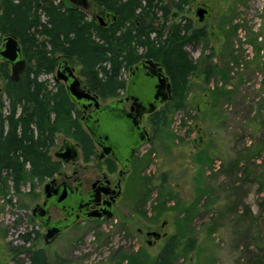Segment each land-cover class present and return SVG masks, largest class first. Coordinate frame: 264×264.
<instances>
[{
	"label": "rangeland",
	"instance_id": "rangeland-1",
	"mask_svg": "<svg viewBox=\"0 0 264 264\" xmlns=\"http://www.w3.org/2000/svg\"><path fill=\"white\" fill-rule=\"evenodd\" d=\"M166 2L169 23L190 19L194 27L209 31L206 41L186 49L201 68L217 63L227 79L213 76L205 83L204 74L193 76L186 107L171 113L162 133L149 123V115L143 117L150 139L127 174L113 218L82 219L47 244L45 228L32 210L43 202L48 180H34V187L27 181L20 193L10 187L6 196L0 194V264H31L27 253H17L23 246L43 248L49 264H154L174 234L180 242L174 264H264V0ZM89 3V18L111 22L112 15L99 2ZM199 7L210 11L203 22ZM72 65L78 74L80 66ZM54 77L43 78L52 86ZM3 86L0 71V105L6 106ZM78 114L81 118V111ZM64 139L75 141L58 134L52 153ZM87 167L81 162L77 168L88 180L106 171L96 157ZM74 169L63 166L59 180ZM141 176L151 178L153 185ZM112 177L116 180L117 175ZM164 177L167 188L159 190ZM145 187L151 190L147 198ZM155 206L162 208L156 221L136 212L141 207L152 217ZM52 214L59 216L57 211ZM138 228L166 236L148 244ZM24 233L35 240L24 243Z\"/></svg>",
	"mask_w": 264,
	"mask_h": 264
},
{
	"label": "trees",
	"instance_id": "trees-1",
	"mask_svg": "<svg viewBox=\"0 0 264 264\" xmlns=\"http://www.w3.org/2000/svg\"><path fill=\"white\" fill-rule=\"evenodd\" d=\"M95 1L110 12V23L89 18L88 13L67 0H0V46L4 37L15 36L27 61L17 81L11 77L9 64L0 65L2 91L8 102L0 105L1 196H6L10 187L20 193L27 181L32 180L34 187V180L44 182L62 170V162L52 153L58 134L64 133L81 144L85 160L96 151L78 114L80 109L65 85L55 80L51 86L49 78H43L54 76L61 60L71 66L78 64L85 86L103 100L125 92L127 73L133 66L147 59L163 66L171 82L172 98L149 116L157 133L169 126L173 111L186 107L193 76L204 74L205 83L213 76L227 79L217 63L201 68L186 49L206 41L209 31L194 27L190 19L169 23L171 11L166 0ZM147 156L151 162V153ZM142 178L153 185L151 178ZM166 183L164 177L159 190H166ZM145 189L147 198L151 190ZM154 211V216L148 217L141 207L136 210L156 221L162 208L155 206ZM22 239L29 244L35 240L31 233L22 234ZM179 243L178 236L172 235L154 264H174ZM16 250L27 253L31 264H49L43 248L23 246Z\"/></svg>",
	"mask_w": 264,
	"mask_h": 264
},
{
	"label": "water",
	"instance_id": "water-1",
	"mask_svg": "<svg viewBox=\"0 0 264 264\" xmlns=\"http://www.w3.org/2000/svg\"><path fill=\"white\" fill-rule=\"evenodd\" d=\"M77 6H86L88 0H69ZM197 15L200 21L209 18V9L199 7ZM0 60L11 64V77L17 81L26 69L27 61L23 49L15 36L4 37L0 46ZM55 79L65 84L67 92L74 103L90 111L84 118V123L94 140L103 147L105 153L116 158L128 168L136 150L147 142L146 131L139 125L138 116L145 112H153L159 105L171 99V82L163 66L152 59H147L132 67L129 77L128 97L134 100L132 107L136 113H128L120 101L103 104L99 96L92 93L77 74L76 68L67 60H61L57 66ZM55 156L67 164L80 157L79 149L70 140L65 139L62 146L56 150ZM77 192V193H74ZM44 202L34 208L33 213L44 225L45 242H52L60 233L74 225L81 216L85 218L101 217L109 208L90 211L88 206L100 194L99 190L92 194L79 195L67 183H61L57 188L47 182L43 188ZM56 205L62 209L67 218L52 219L50 209ZM79 210L81 214H79ZM161 238L158 231H149L147 237Z\"/></svg>",
	"mask_w": 264,
	"mask_h": 264
},
{
	"label": "flooded vegetation",
	"instance_id": "flooded-vegetation-1",
	"mask_svg": "<svg viewBox=\"0 0 264 264\" xmlns=\"http://www.w3.org/2000/svg\"><path fill=\"white\" fill-rule=\"evenodd\" d=\"M73 4V3H72ZM75 5V4H73ZM77 6V5H75ZM80 7L84 12L86 13H90L91 12V5L89 3V0H88V3L86 6H78ZM209 17H210V11H209ZM208 19V18H207ZM206 19V20H207ZM99 20L105 24L104 21L101 20V18L99 17ZM205 21V20H204ZM203 22V21H201ZM1 62H4V63H7L11 66L10 63L8 62H5V61H1ZM134 67V66H133ZM132 69V68H131ZM131 69L129 70L128 72V82H127V87H126V90L125 92L122 94V95H126L124 98H119V99H116V100H110V101H106L104 102L100 97V101L103 103V104H107V103H110V102H113V101H120L122 102V104L124 105L125 107V110L128 112V113H136L135 110H132V107H135L136 109V106L134 104V100L132 98H129L128 97V87H129V77H130V72H131ZM56 80V79H55ZM57 81V80H56ZM57 82H62V81H57ZM63 83V82H62ZM64 84V83H63ZM84 84V82H83ZM65 85V84H64ZM85 85V84H84ZM118 98V97H117ZM171 98H172V94H171ZM169 101V100H168ZM166 101V102H168ZM165 102V103H166ZM165 103H162L161 105L158 106V108L156 110H154L153 112H145V113H142L141 115L138 116V121H139V125L140 127L143 128L144 131H146V137H147V142L149 141L150 139V133H149V130L143 125V117L145 115H151L152 113L156 112L157 110H159ZM77 105V104H76ZM78 106V105H77ZM79 107V106H78ZM81 113H82V116H81V119H82V122H83V126L84 128L86 129V131L89 133V135L91 136V138L93 139L95 145H96V151L95 153L90 156V159L89 160H85L84 156H83V152H82V147H81V144H79L78 142L76 141H71L77 146V148L79 149V153H80V157L79 159H77L76 161H73L71 160L69 163L65 164L63 163L61 160H59L56 156H55V151H53V156L58 159L59 161L62 162L63 166H67V165H72L74 169V173L71 174V176L67 177L65 176V179H62V180H59L58 177L61 176V172H58L56 173L53 177L51 178H48L47 182H51L52 183V186L54 188H57L61 183H67L69 185V187L74 190V191H78L79 195L83 196V195H86V194H92L93 191L95 190H99L100 191V194L98 197H94V199H96L94 202H92L89 206H88V209L90 211H93V210H102V209H105V208H109V210L111 211L112 213V216L109 218L108 215H107V212H104L105 214H103V216L101 217H94V218H85L83 216H81L79 218V220L77 222H79L80 220L84 219V220H92V219H103V218H106V219H111L114 217V214H115V205L117 204L118 200L120 199L122 193H123V188H124V185H125V179L127 177V174L130 173L131 171V167L133 164H135V161L137 159V154L139 152V149L142 147H139L134 156H133V159L130 163V165L128 166V168H124V166L120 163V161H118L116 158L114 157H111L110 155H108L107 153H105L104 149L102 146H100L95 140L94 138L92 137L91 133L88 131V129L86 128L85 126V123H84V118L89 114L90 111H86L85 109L79 107ZM65 140V139H64ZM146 142V143H147ZM63 144V143H62ZM62 144L60 145V147L62 146ZM59 147V148H60ZM58 148V149H59ZM57 149V150H58ZM98 158L99 160H101V162L104 163V166L106 167V171H104L102 173V175H95L92 179L88 180V179H84V175L81 174V171L77 168V167H80V163L81 162H84L85 165H86V168H88L87 166L90 164V162L92 161V158ZM112 175H117L116 177V180L113 179ZM131 175V173H130ZM129 175V176H130ZM69 179V180H68ZM46 182V183H47ZM45 183V184H46ZM44 184V185H45ZM90 185V187H89ZM44 188V186H43ZM42 193H43V189H42ZM74 193H77V192H74ZM43 202H44V193H43ZM42 203H38L36 204L37 205H41L43 204ZM36 206L34 208H36ZM33 208V210H34ZM33 210H32V215L34 218H36L37 221H39L37 219V217L34 215L33 213ZM53 211H57L59 213V216H56V217H53ZM79 214H81V211L79 210ZM50 215L52 217V219H61V218H67L68 215H65L63 214L62 212V209L58 208L56 205H52L51 206V209H50ZM40 222V221H39ZM76 222V223H77ZM75 223V224H76ZM40 224L44 227V225L40 222ZM74 224V225H75ZM73 226V225H72ZM163 226H165V223L163 224ZM45 228V227H44ZM46 231V229H45ZM151 231H155V230H151ZM138 232L139 234L143 235L144 232H145V235H146V239H147V243L148 244H153V240H157L155 239V236H152L151 238H148L147 237V233L149 232V229H147L146 231L142 228H138ZM44 233H42V237L44 239ZM161 233V232H160ZM61 234V233H60ZM162 234V233H161ZM163 236H166L164 234H162L161 238ZM159 238V239H161ZM55 240V239H54ZM45 241V239H44ZM46 243V242H45Z\"/></svg>",
	"mask_w": 264,
	"mask_h": 264
}]
</instances>
